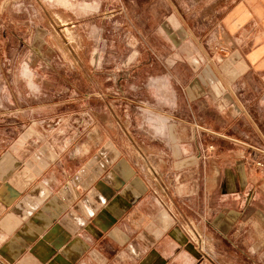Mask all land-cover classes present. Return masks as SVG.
Returning <instances> with one entry per match:
<instances>
[{"label": "crops", "instance_id": "1", "mask_svg": "<svg viewBox=\"0 0 264 264\" xmlns=\"http://www.w3.org/2000/svg\"><path fill=\"white\" fill-rule=\"evenodd\" d=\"M157 1L149 100L0 151V264H264V0Z\"/></svg>", "mask_w": 264, "mask_h": 264}, {"label": "rangeland", "instance_id": "2", "mask_svg": "<svg viewBox=\"0 0 264 264\" xmlns=\"http://www.w3.org/2000/svg\"><path fill=\"white\" fill-rule=\"evenodd\" d=\"M156 1L0 0V151L18 138L56 157L101 106L149 100L144 58L166 48L144 38Z\"/></svg>", "mask_w": 264, "mask_h": 264}, {"label": "built area", "instance_id": "3", "mask_svg": "<svg viewBox=\"0 0 264 264\" xmlns=\"http://www.w3.org/2000/svg\"><path fill=\"white\" fill-rule=\"evenodd\" d=\"M256 165L262 169H264V162L263 161H256ZM189 236L192 235V232H188Z\"/></svg>", "mask_w": 264, "mask_h": 264}]
</instances>
